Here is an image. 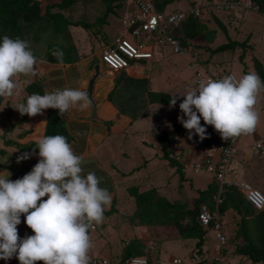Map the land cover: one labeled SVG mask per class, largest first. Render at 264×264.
<instances>
[{
	"label": "crops",
	"instance_id": "1",
	"mask_svg": "<svg viewBox=\"0 0 264 264\" xmlns=\"http://www.w3.org/2000/svg\"><path fill=\"white\" fill-rule=\"evenodd\" d=\"M36 1L40 4L41 15L45 16L44 21L46 23L50 20L47 13V9L50 8L51 13L60 12L72 22L81 23L80 19L83 17L82 26L84 24L94 26L87 29L79 28L80 26L70 27V36L73 42L70 44H73L76 53L67 62H61V60L52 55L54 50H59L63 53V44L65 42H63V35L64 37L68 35L66 25L62 26V32L55 36L48 33L47 39L50 36L53 38L51 41L52 45L49 47L33 40L29 35L28 41L30 45L36 44L38 46L35 50L31 49L32 52L37 53V55L34 54L38 61L36 75L25 77L21 74L14 77L16 84L14 95L5 97V101L9 99L5 107L7 106L8 112L12 115H10L12 123L9 124L7 121L3 124H9L11 129L9 128L10 130L7 133L8 138L6 139L14 141V144L6 146L0 142V149H6L4 153H0V172L5 170L10 172L11 176L9 179L11 180L22 179L40 159L39 149L36 146L39 138L45 136L49 109L44 110L42 115L35 117L21 116L15 108L21 103H26L27 87L34 83H41L46 92L65 87L79 88L85 91L88 87L89 79L94 73L95 65L99 64L100 73L96 79L93 91V98L100 103L97 111L98 119H91V104L84 111L70 109L62 117L65 128L71 136L70 144L73 147L74 153L84 157L81 165L83 174L86 175L88 172L94 171L98 178H102L99 187L106 189L112 196L111 204L106 208L101 223L103 227L101 238L99 237L93 242L95 248L94 256L105 255L110 259L111 264H115L118 262L119 257L122 256L126 241L132 239H151L150 241L155 240L157 244L156 248L159 251L155 259L152 257L153 251H150L149 259L153 264H172V260L176 258L182 259L186 264H212L211 259L214 256L213 249L215 245L212 233H207L206 242L202 247L201 254L197 256L194 253V246L179 238L177 229L164 226L151 229L144 225L132 224L129 219L134 209V199L129 192L131 186L139 184L146 186L148 183H153L163 189V185H159V181L154 182L149 180L136 183V179L140 178V176H148L150 178L153 174L165 178L167 170H171L173 174L175 173V168L171 167L162 158L164 150L161 140L156 141L160 131H163L162 128L165 124L163 119L166 118L173 123L172 128L174 130L171 133L166 131L169 134L168 136H171L173 133L176 137V141L173 142L174 149L171 151L181 156L185 161L193 162L201 158L203 147L200 145L201 140L199 136L188 139V130L178 120V117L182 115L180 109L176 108L179 104L174 109L157 103L147 106V110L142 115L148 112L151 113V118L156 125V132L154 131V133L153 131L128 132L129 127L134 125L143 116L134 119L131 117L129 111H123V109L127 107L124 103H126L133 92H139L140 99L145 101L149 99L150 92L167 93L169 95L179 93L188 82L194 83V76L197 70L205 69L207 72L215 74L220 71L224 72L226 68L225 64L218 63L212 65V62L218 59L216 56L215 58L211 56L205 50L206 46H204L201 49L189 47L190 53L186 55L171 53L169 50H165L164 53L162 52V55L155 52L154 60L152 61L135 62L127 69L113 71L102 63L100 51L102 43L109 44L121 35L123 25L120 19L122 20L124 15L130 10L127 0L122 1L118 8H114V12L108 14L105 13L106 8L102 4L103 2L99 0L88 5L79 2V5L76 4L67 10L58 9L55 6L63 0ZM216 1L218 0H179L169 4L165 9V13L180 10L186 11L195 7L200 8L203 13L201 17L205 23L211 28H215L217 25L216 19H219L226 25L228 37L233 41H247L252 45L255 57L264 64V13L249 8H242L238 5L232 6L230 10L232 13L217 11L213 7ZM99 31H101L102 35L105 34L104 38L101 35L93 36V34L100 33ZM45 33L47 32L45 31L43 34ZM124 36L127 37V34ZM220 40L221 33L219 32L215 45ZM98 45L100 48L97 50L96 46ZM48 51H50L49 53L56 61L51 62L47 59L49 57ZM95 57L98 58V61L94 60ZM198 59L203 61V63H197L195 60ZM187 71L193 72L191 76L193 77L192 81L187 80V76L191 74ZM155 84H158L159 87L152 89ZM259 94L262 97L261 91ZM145 101L142 102L145 103ZM160 106H165V109L160 108ZM4 128L5 125L0 123V133H4L8 127ZM209 129L207 128V130ZM257 130L260 133V137L256 140L264 137V127L262 129L257 128ZM150 136H153L154 141H144V138H149ZM140 141L143 142L142 145L154 150L153 156L149 159L152 163L149 164L145 161V164L143 167H140L139 171L131 174L132 169L129 167L132 161L130 150L133 146L139 148L140 146H137V143ZM244 143L242 145V153L236 158V165H234L237 171L241 170L243 175L240 179L236 178V180L248 182L252 186L256 185L258 187L261 185L263 187L264 181L255 178V173H264V160L247 150L246 145L250 142ZM25 153L29 154L30 158L17 163L18 158ZM121 165H123L122 168ZM150 165L151 168L149 167ZM126 175H129V178ZM188 175L194 181V196L197 189H206L213 180L210 176L196 175L193 172H188ZM174 178L172 176L167 178V180L173 181ZM230 180H233L232 176ZM185 185L189 189V183ZM163 191L165 192L164 189ZM241 193L243 192L241 191ZM44 199H47V197ZM214 211H217L223 217L225 233L230 237L229 235L238 229L241 216L231 210L222 213L219 211L217 204ZM92 230H96V228ZM168 239H170V242L166 244L165 248L163 245ZM150 241H148V245ZM175 241L180 243L181 250L185 251L184 256L172 254L168 249L170 246L178 245ZM239 243H242L241 238L239 239ZM228 247L229 255L228 257L225 256L226 259L235 264H253L250 261H246L242 256L236 255L234 253V246L229 244ZM257 264H264V262Z\"/></svg>",
	"mask_w": 264,
	"mask_h": 264
},
{
	"label": "clouds",
	"instance_id": "2",
	"mask_svg": "<svg viewBox=\"0 0 264 264\" xmlns=\"http://www.w3.org/2000/svg\"><path fill=\"white\" fill-rule=\"evenodd\" d=\"M52 55L62 61L61 51L54 50ZM37 63L29 41L3 36L0 41V97L14 95V77L35 76ZM261 89H264V81L255 72L239 79L227 75L217 80L200 81L197 88L181 96L182 115L178 120L188 130V139L199 136L203 141L207 138L208 130L201 125V118L225 141L250 135L259 121L255 105ZM90 104L86 91L65 87L43 95L34 93L15 109L21 116L29 117L42 115L46 109H56L63 117L70 109L84 111ZM176 104L177 96H174L170 99V107ZM36 148L40 159L22 179L11 180L10 172H0V260L15 257L20 264H87L91 247L89 229L102 223L112 196L99 187L102 178L94 171L83 174L84 157L74 153L66 137L43 136ZM29 158L25 153L17 163ZM22 214L27 227L34 233L23 239L17 228ZM222 226L225 233L223 223ZM207 231L214 236L215 249L217 241L213 228ZM222 254L224 256L223 251Z\"/></svg>",
	"mask_w": 264,
	"mask_h": 264
},
{
	"label": "trees",
	"instance_id": "3",
	"mask_svg": "<svg viewBox=\"0 0 264 264\" xmlns=\"http://www.w3.org/2000/svg\"><path fill=\"white\" fill-rule=\"evenodd\" d=\"M96 0H63L61 3L55 6L58 9L67 10L74 5L84 3V5L91 4ZM103 2L107 13L113 12L114 8H118L122 1L125 0H99ZM179 0H155L156 8L159 12L165 13L166 7ZM232 2H239L240 0H230ZM253 4L257 7L260 13H264V0H253ZM73 10V9H72ZM221 11V10H218ZM49 15L48 23H46L45 16L41 15L40 4L36 0H0V41H2L3 36L7 35L10 38L19 37L22 40L28 41V37L33 38L41 43L43 41L42 34L46 31L50 35L55 36L62 32V26L66 27H79L82 26L81 23L72 22L68 20L62 13H51L50 8L47 9ZM229 13V12H228ZM232 13V12H230ZM106 17V15H105ZM217 25L215 28H211L202 17L191 16L187 21H185L176 32L174 38L180 42L183 47L201 49L206 46L205 50L208 51L211 56L215 58L216 55L223 52H228L231 55H227L221 58L215 59L212 62L214 64H225L226 68L224 72L215 73L217 75H224L233 71V64L237 63L241 65L245 73H248L249 67L247 65V59L250 57L252 61V72L257 73L261 80L264 81V64L255 57L253 47L247 41L239 42L231 40L226 31V25H224L219 19H216ZM85 26V27H84ZM94 25H83L85 29L91 28ZM48 27V28H47ZM43 28V29H42ZM219 29H222L224 36L226 37L225 43L216 44L217 37L219 35ZM96 30V29H95ZM101 35L102 38L105 34ZM95 33V31H94ZM32 36V37H31ZM95 36V34L93 35ZM160 34L155 32L151 35V41L154 44V52L161 53L165 52L168 48L172 47L164 43L160 45ZM52 36L49 37V46L52 45ZM63 61L74 57L76 50L72 42L70 34L63 35ZM47 42V43H48ZM51 42V43H50ZM73 43V42H72ZM47 47V48H48ZM47 59L51 62L56 61L54 57L49 53ZM33 54H36L33 52ZM145 60H141L143 62ZM197 63H203L201 60H195ZM132 62L131 64L133 65ZM230 64V65H229ZM227 71V72H226ZM27 97L39 93L43 95L46 91L43 84L34 83L27 87ZM261 95L264 99V89H261ZM26 97V99H27ZM172 97L167 93H149V99L141 100L139 92L131 93L129 99L126 101L125 109L127 112L131 113V117L136 119L141 117L143 113L147 110L149 104L159 103L164 105H170V99ZM142 101H145L142 102ZM129 106V108H128ZM3 107V97H0V112ZM10 128V127H9ZM11 129V128H10ZM4 132L2 136L6 137L8 130ZM214 132V137L218 138L220 135L215 130L209 129ZM163 132L160 131L159 136H162ZM51 135H62L66 137L67 141L71 142V136L67 132L62 117L59 115L58 110L49 109V115L47 117V128L45 136ZM207 136V132H206ZM166 137V136H165ZM242 136H240L239 143ZM264 138V137H262ZM160 139H162L160 137ZM261 139V138H260ZM259 140V139H258ZM167 137L161 140L163 146L164 154L162 156L163 160L175 168V173L173 178L175 185L177 183L176 192L179 194L184 191L185 194H189V197L181 198L179 195L176 197L174 191L169 190L173 188V181L171 183L167 181L162 188L158 187L153 183H148L146 186L133 185L130 187V193L134 199V209L129 216L130 222L135 225H144L149 228L157 227H173L177 229L179 233V238L185 242H188L194 246V253L198 255L201 254L203 245L206 242L207 229L203 228L199 222L198 215L200 209L203 205H206L212 211L216 208L215 196H217L222 189L221 199L222 202L219 204V211L224 213L226 211H235L239 216H241V221L239 222L238 229L234 230L228 237V245L235 247L234 253L236 255L242 256L246 261H250L253 264L264 262V209L257 211L253 206L247 201L243 193H241L238 186L235 184L224 185L215 179L212 174H209L206 170H201L196 173L194 171L193 165L197 161H185L181 156L174 154L170 150L169 141L167 144ZM257 141V140H256ZM210 142V138L207 137L200 142V145H204ZM254 142V141H252ZM248 143L246 148L252 143ZM4 144L6 146H11L14 141L4 139ZM29 148V147H28ZM239 153L234 157L233 161L242 153L243 148L239 147ZM6 150V149H5ZM4 149H0V153L5 152ZM259 157V156H257ZM260 158V157H259ZM140 170V167L131 171V174ZM188 172H193L196 175H207L212 177V182L208 185L206 189H197L194 196V181L193 178L188 175ZM186 183L189 186L186 188ZM242 239V243H239V239ZM151 239L139 240L132 239L125 243V247L122 251V256L119 257L118 262L115 264H126L132 257H147L150 258V248H148V241ZM224 256L229 255V248L223 250Z\"/></svg>",
	"mask_w": 264,
	"mask_h": 264
},
{
	"label": "built area",
	"instance_id": "4",
	"mask_svg": "<svg viewBox=\"0 0 264 264\" xmlns=\"http://www.w3.org/2000/svg\"><path fill=\"white\" fill-rule=\"evenodd\" d=\"M127 3L130 5V10L121 20L123 25L121 35L109 44L102 43L100 58L102 63L109 69L120 71L129 68L132 62L154 60L155 48L151 41V35L155 32H158L161 36L159 44H169L172 47L173 53L179 55L190 53V48L183 47L174 36H176L177 29L191 16H202L203 13L200 8L195 7L186 11L161 13L156 8L155 0H127ZM233 5L257 10V7L253 6V0H240L237 3L230 0H218L214 2L213 7L217 11L230 12ZM125 33L129 34L132 40L125 37ZM137 37H142L143 40L135 41L134 38ZM227 75H232L238 79L232 72L217 75L209 73L205 69H200L195 73L194 84L198 85L200 81L206 82L209 79H221ZM207 137L210 138V142L204 145L201 158L194 162V171L198 173L203 169L206 170L215 177L221 186L235 184L256 210L264 209V194L260 190L254 188L248 182L230 180L228 178L229 175L231 177L237 171L232 163L234 157L240 151L238 148L240 137L230 138L228 141H225L221 136L215 138L214 132L211 130L207 131ZM247 150L264 159V138L252 142ZM222 189L214 197L217 206L222 202ZM199 222L204 228H213L215 233L217 243L214 249V264H231L222 254L227 243V236L222 226L223 217L217 211H212L208 206L203 205L199 213ZM91 264H111V262L107 256L101 255L94 257L91 260ZM127 264L151 263L144 257H132ZM173 264L185 263L182 259L176 258L173 260Z\"/></svg>",
	"mask_w": 264,
	"mask_h": 264
},
{
	"label": "rangeland",
	"instance_id": "5",
	"mask_svg": "<svg viewBox=\"0 0 264 264\" xmlns=\"http://www.w3.org/2000/svg\"><path fill=\"white\" fill-rule=\"evenodd\" d=\"M105 13H107V10L105 11ZM110 13H112V12H110ZM82 18L80 19L81 23L84 21ZM87 20H89V19H87ZM120 21H121V19H120ZM121 24H122V22H121ZM79 28H84V27L80 26ZM122 30H123V27H122ZM67 31H68V34H71L70 33V27H67ZM219 31L221 33V40L217 44L225 43L226 42V38H225L224 34L222 33V29H219ZM126 34L127 33H125V35ZM43 36H44V38H43V41H41V43L45 44L46 46H48L49 45V42H48V39H47L48 38V33L43 34ZM127 37L132 40V37L129 34H127ZM134 40L135 41H141V40H143V38L142 37H137V38H134ZM63 42H64V40H63ZM31 46H32V48H31L32 50H35V49L38 48V46L36 44H32ZM96 48L98 50L100 48L99 45L96 46ZM167 50H169V51H171V53H173L171 48H168ZM227 55H231V54L228 53V52H223V53H219L218 55H216V57L219 59V58L227 56ZM94 60L98 61V58L95 57ZM160 60H162V59H160ZM235 65L236 64H233L234 69L231 72L234 73L235 76L238 79L241 78L243 75L247 74V73L244 72V70L242 69L241 65H239L238 63H237L238 66L235 67ZM247 65L249 67V70H251V72H252V70H253L252 69V61H251L250 57L247 59ZM187 72L191 73L190 71H187ZM247 72L249 73L250 71H247ZM192 74H193V72L187 76V80L188 81H192V78H193V77H191ZM155 87L158 88L159 87L158 84H155L152 89H155ZM197 87H198L197 84L188 82V84H186V86L182 87V90L179 93H174V94H170V95L173 96V97L177 96V104H180L183 101V97H181V96L184 95L187 91H189L191 89H194V88H197ZM258 95H259L258 96L259 99L257 98V104L255 105V110L259 114V121H258L257 126L255 128V131L252 134H250V135H242L241 141L239 143V147L240 148H242V145L245 144L244 142H252V141L256 140L257 138H259L260 137V133L258 132L257 128H261L262 129L264 127V99L260 96V94H258ZM6 100L7 101H5V97H3V107H2L1 112H0V123L2 125H5L4 129H6V127H8V129H9V127H10L9 124L12 123V117H11L12 115L8 112L7 106L5 107L6 103L9 101V99H6ZM115 101H117V100H115ZM121 105L124 108V105L122 104V102H121ZM166 106H168L170 109H174L175 108V107L174 108L170 107V105H166ZM160 108L165 109V106H160ZM176 108L180 109L179 105H177ZM149 111H150V109H149ZM141 117L142 118L139 121L135 122L134 125L129 127V131L128 132H135V131H137V132L138 131L139 132H143V131H149L150 132V131H153V133H154V131L156 132V130H155L156 129V125H155L154 121L151 118V113L148 112V113H146L144 115H141ZM7 121H8L9 124L8 123L3 124L4 122H7ZM163 122L165 123L163 125V128H162L163 129V131H162L163 134H162V136H159V137H157V135H156V137H157L156 141L163 140V138L167 137V140L169 141L170 150H173L174 149L173 148V142L176 141L175 134L172 133L171 136H168L169 134L167 133V132L171 133L174 130L172 128L173 123L168 121L166 118L163 119ZM201 125L206 127V129L207 128H211L212 130H214V128L212 126L206 125L202 118H201ZM4 134L5 133H0V142L3 143V144H4V139L8 138L7 135H6V137L3 138L2 136ZM127 135L129 136V134H127ZM160 137L162 139H160ZM148 140L149 141H154L153 136L152 137L150 136L149 138H144V141H148ZM168 141H167V144H168ZM122 143H123V141H122ZM142 144H143V142L140 141V142L137 143V146H140L139 148L138 147L136 148V146H133L131 148V150H130V152H131V160L132 161H131L129 167H131L132 170L135 169L136 167H143V165L145 164V161H147L149 164L152 163V162L149 161V159L153 156L154 150L149 149L145 145H142ZM235 162L236 161H233V163H232L233 166L236 165ZM122 167H123V165H121V168ZM149 167L151 168V165ZM242 175H243V173L241 172V170H238V171H236V173L232 177H233L234 180H236V178L240 179L242 177ZM172 176H173V172L171 170H167V175H165V178L164 177L163 178L159 177V176H157L155 174H153L150 178L148 176H140V178L136 179V183H142V182H146V181L151 180V181H154V182L159 181V185H163L164 186L167 181H169L171 183V180H167V178L172 177ZM126 177L129 178V175H126ZM228 178H230V175L228 176ZM255 178L262 179L264 181V173L263 172L262 173L261 172H256L255 173ZM174 180H176V179H174ZM174 180H173V183H172L173 184V188L170 187L169 190L174 191V193H176L175 194L176 197L179 195L181 198H183V199L186 198L187 199L189 197V194H185L184 191H182L179 194L176 192L177 183L175 185ZM236 181H241V180H236ZM253 186L255 188H257L258 190H260L264 194V183H263V187H261V185L258 186V187L256 185H253ZM24 220H25V217L22 214V216H21V224L17 226L18 235H19V237L21 239H23L25 236L34 235L32 230L27 227V225L24 222ZM94 226H95L96 230H92V228L89 229L91 247H90V249L88 251L87 264H91V260L95 257L94 256L95 255V248L93 246V242H94V240H97L99 237L101 238V234H102V228L103 227L101 226V223L99 225H94ZM168 242H170V239L166 240V242L164 243L163 246L165 248H166V244ZM175 243H177L178 245L170 246L168 249L171 251L172 254H179L180 256H184L185 251L181 250L180 243H178L176 241H175ZM148 246H149L150 250L153 251L154 254L152 255V257H153V259H155L156 258V254L159 253L158 249L156 248L157 244L155 243V240L150 241ZM227 248H229L228 244L226 245V249ZM225 256L228 257V255H225ZM172 262H173V260H172ZM230 262H231V264H235L232 261H230ZM190 263H191V261H190ZM0 264H20V262L18 261V259H16L14 257V258H12V259H10L8 261L0 260ZM239 264H241V263H239Z\"/></svg>",
	"mask_w": 264,
	"mask_h": 264
},
{
	"label": "water",
	"instance_id": "6",
	"mask_svg": "<svg viewBox=\"0 0 264 264\" xmlns=\"http://www.w3.org/2000/svg\"><path fill=\"white\" fill-rule=\"evenodd\" d=\"M99 73H100V65L96 64L94 67V73H93L92 77L89 79L88 87L85 90L88 93L89 99L91 100V105H92L91 119H98L97 118V111H98V108L100 106V103L93 98V91H94V85H95L96 79L99 76Z\"/></svg>",
	"mask_w": 264,
	"mask_h": 264
},
{
	"label": "bare ground",
	"instance_id": "7",
	"mask_svg": "<svg viewBox=\"0 0 264 264\" xmlns=\"http://www.w3.org/2000/svg\"><path fill=\"white\" fill-rule=\"evenodd\" d=\"M60 3V2H59ZM54 15V14H53ZM94 35V34H93ZM96 36V35H95ZM48 87V86H47Z\"/></svg>",
	"mask_w": 264,
	"mask_h": 264
}]
</instances>
